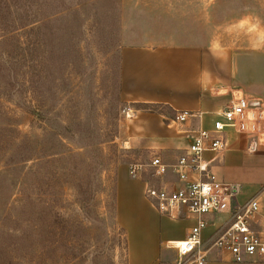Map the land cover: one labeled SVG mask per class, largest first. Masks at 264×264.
Returning <instances> with one entry per match:
<instances>
[{
	"label": "rangeland",
	"instance_id": "rangeland-1",
	"mask_svg": "<svg viewBox=\"0 0 264 264\" xmlns=\"http://www.w3.org/2000/svg\"><path fill=\"white\" fill-rule=\"evenodd\" d=\"M181 37L264 47V0H0V264H130L121 50Z\"/></svg>",
	"mask_w": 264,
	"mask_h": 264
},
{
	"label": "crops",
	"instance_id": "crops-1",
	"mask_svg": "<svg viewBox=\"0 0 264 264\" xmlns=\"http://www.w3.org/2000/svg\"><path fill=\"white\" fill-rule=\"evenodd\" d=\"M121 87L133 110L127 122L129 143L148 150L151 158L161 156L168 169L157 176L147 162L140 178L130 177L127 167L121 169L117 211L127 232L129 263L161 264L163 256H169L167 241L187 237L196 217L184 209L178 217L159 213L146 198L145 186L176 187L179 179L173 164L188 148L190 136L200 128L212 129L231 101L250 95L264 107V47L185 38L127 43L121 50ZM181 111L190 112L186 121L177 119ZM226 140L224 149L205 151L203 157L220 181L241 185L236 198L242 202L264 184V134L254 152L248 151V133L228 130ZM229 217L206 215L203 238ZM206 264H264V257L235 262L228 251L213 247Z\"/></svg>",
	"mask_w": 264,
	"mask_h": 264
},
{
	"label": "built area",
	"instance_id": "built-area-1",
	"mask_svg": "<svg viewBox=\"0 0 264 264\" xmlns=\"http://www.w3.org/2000/svg\"><path fill=\"white\" fill-rule=\"evenodd\" d=\"M189 111H181L177 119L186 121ZM248 133V151L259 148V136L264 134V107L258 101L242 96L231 101L220 111V118L212 129L200 128L190 136L191 142L180 155L173 169L178 175L176 187L156 186L147 183L145 196L156 210L170 217H178L184 209L196 217L189 234L182 240L167 241L166 247L176 251L170 264H206L213 247L228 251L235 262H245L264 257V185L254 195L239 202L238 183L220 181L208 169L205 151H219L227 146L226 132ZM149 166L157 176L166 174L168 164L161 156L151 158ZM145 164L133 162L128 172L140 178ZM198 173L203 178L190 177ZM229 213L230 217L207 238L203 231L208 222L206 215Z\"/></svg>",
	"mask_w": 264,
	"mask_h": 264
}]
</instances>
